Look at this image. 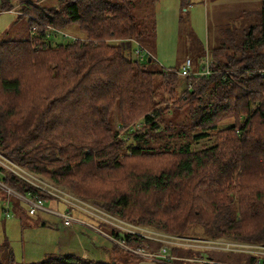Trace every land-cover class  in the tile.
<instances>
[{"label":"trees","instance_id":"trees-1","mask_svg":"<svg viewBox=\"0 0 264 264\" xmlns=\"http://www.w3.org/2000/svg\"><path fill=\"white\" fill-rule=\"evenodd\" d=\"M143 2L158 0H0V12L17 4L28 28L0 40V155L126 225L176 237L199 228L210 240L264 246V12L181 77L151 67L154 27L135 12ZM73 25L82 38L55 41ZM0 183L54 202L2 166ZM95 218L111 240L151 248L152 240ZM154 243L149 250L163 246ZM6 250L0 264H17ZM37 264L113 263L52 254Z\"/></svg>","mask_w":264,"mask_h":264},{"label":"rangeland","instance_id":"rangeland-1","mask_svg":"<svg viewBox=\"0 0 264 264\" xmlns=\"http://www.w3.org/2000/svg\"><path fill=\"white\" fill-rule=\"evenodd\" d=\"M38 4L43 7L55 6L57 0H38ZM140 4L135 9V12L140 16L139 22L150 29L154 27L155 31L154 41L148 36L146 42L147 50L149 49V52L154 56L152 57L151 67L180 69L189 59L191 72L201 70L211 49L220 43H227L226 40L230 36V31H233L232 35L235 39L240 38L239 31L249 24H257L262 16L261 13L264 12V5L260 0H189L186 4H183L181 0H158L153 8L145 2ZM3 14H6L7 19L12 21L13 24L9 33L6 35L4 33L1 37L4 39L25 37L21 36L27 34L24 21L18 19L17 14L14 15L6 11ZM63 32L67 34V38L59 35L55 41H71L73 38H82L83 36L77 26L74 25L67 27ZM134 45L132 43L133 47ZM232 51L233 49L230 50V52ZM132 57H134L133 52ZM181 88L183 90L186 86L183 87L182 83ZM127 138L131 139L130 136H127ZM210 142L211 140L205 139L197 143V146L209 144ZM14 169L15 172L13 173L20 178L19 173L21 174L22 171L18 173V168L15 167ZM36 178L40 181L37 179L32 180L34 184L42 186L54 195L52 199L54 202L43 204V207L47 210L54 209L53 211L56 212H65L69 211L71 205L77 208L78 211L74 209V212H72L75 220L74 227L62 225L61 218L54 213L47 214L43 211H36L34 214L29 213L30 207L22 201L24 198L17 196L16 193H13V196L6 194L0 188V257L3 260H6L7 248L14 255L17 264H37L52 254H75L80 256L83 251L88 254L87 256L82 254V256L91 257L94 261L98 260L105 263L139 264L142 260L149 261L127 251L121 243L122 240H111L107 236L108 227L100 224L95 217L103 218L106 222L121 227L120 223L109 216L105 217L98 210L92 209L91 206L78 202L69 194L54 190L55 188L51 184L42 181L39 177L36 176ZM56 198L59 200L57 205ZM86 215L89 216L87 218L91 223L90 226L94 222L97 224L98 227L94 225V230L86 227L87 223H84L86 222ZM121 228L124 229V226ZM142 234L145 235L146 232H142ZM179 237L195 239L191 244L196 243L199 245L201 243L198 240L205 241L209 239L206 235H203L202 230L199 228H193L188 231L186 236ZM150 240L153 241L151 242V248L145 245L142 246L146 251H151L149 249L157 246V243L154 242H160L155 238ZM171 242L173 240L171 241L170 238L166 237L164 243L167 244H163L162 247L166 246L168 250L174 248L176 245ZM179 248L185 250L180 251L177 256H172L167 250L170 258L162 261V263L217 264L218 262L223 264V261H226L232 264H245L246 259H249L248 254L238 250L221 251L207 249L202 246L191 248L180 246ZM131 249L136 250L137 248Z\"/></svg>","mask_w":264,"mask_h":264},{"label":"built area","instance_id":"built-area-1","mask_svg":"<svg viewBox=\"0 0 264 264\" xmlns=\"http://www.w3.org/2000/svg\"><path fill=\"white\" fill-rule=\"evenodd\" d=\"M17 13L19 15L21 14L20 12H17ZM50 29L51 28H47L46 31H50ZM35 31H36V29L34 27H32L31 30H30V34L34 33ZM64 36H66V35H64ZM74 39L75 38H73L72 40H74ZM135 52H136V56H140V52L138 51V49ZM190 64H191L190 60L188 59L183 64V66L180 68L179 74H180L181 77H187L188 76ZM208 73H209V68H208V65H206V69L204 71H202L201 76L203 74H208ZM188 88L189 87L186 86L185 89L187 90ZM0 166L4 167V168H6V169H8V170H10L12 172H15V169H14L15 167L18 168L12 162H10L7 158H5L4 156H1V155H0ZM18 170H19L18 173L20 171H22L21 174L19 173L20 178L22 177L27 183L31 184L33 187H35V188L37 187V188L41 189L42 191H45L47 194H49L51 196H54L47 189L43 188L42 186H38L37 184H34L32 182V180L37 179L36 176L34 177V176L30 175L29 173H25L23 170H20L19 168H18ZM38 181H40V180H38ZM0 188L3 189L6 194H9V195L13 196V193H15L10 188H8V187L6 188L1 183H0ZM54 190H57V189L55 188ZM16 195L21 197L22 199L24 198V200H22V201H24L27 205H29V207H30L29 211H28L29 213H33L34 214V213H36V211H43V212H45L47 214L54 213V214H57V216H59L61 218L62 225L69 226V227H73L74 226L73 223L75 222V220H74L73 216L71 215V213L69 211L56 212V211H53L54 209H51V211H49L45 207H43L44 201L42 199H40V198L23 196V195L20 196L18 194H16ZM112 219L115 220L117 223H120L121 227L124 226V229L119 227L116 224H113V223H110V222H107V223L115 225L118 228H120V229H122L124 231L130 232L132 234H135V235L138 234V235H140L142 237H145L148 240L153 239V238L158 239L164 245L167 244V243H164L165 240H166V237H167V238H170L171 241L173 240V242H171L172 244H174L176 246H179V247L180 246H185V247L202 246V247H205L207 249L210 248V249H217V250H221V251L222 250H234V251L238 250V251H243L244 253L248 254L249 256H253L254 257L253 264H264V246H261V245H254V244L250 245V244H244V243H239V242L234 243V242H228V241H224V240H222V241L221 240H208V241H206V240L205 241L198 240V242L201 243V245L196 244V243L191 244L192 242H194L195 239L194 240L185 239V238H182V237L169 236V235H166V234L162 235V234H158V233L153 232V231L149 232L148 230L142 229V228H140L138 226L134 227V226H132L130 224L126 225V223H123V222L121 223V222L117 221L115 218H112ZM104 221L106 222V220H104ZM142 232H146V234L144 235V234H142ZM121 243L125 246L127 251H129V252H131V253H133L135 255H139L142 258L147 259V260H149L151 262L155 261V262H158V263H162V261H165V260L170 258V256L168 255L169 250L167 249L166 246L165 247H160L156 251H146L142 247H137L136 250H133V249H131V248H129V247H127L125 245L124 240L121 241ZM202 243H205L207 245L204 246ZM167 250H168V253H167Z\"/></svg>","mask_w":264,"mask_h":264},{"label":"crops","instance_id":"crops-1","mask_svg":"<svg viewBox=\"0 0 264 264\" xmlns=\"http://www.w3.org/2000/svg\"><path fill=\"white\" fill-rule=\"evenodd\" d=\"M32 1H35V0H32ZM18 10H19V7H18V5L16 4V6H14L11 10H9V11H6V12H9V13H12V14H14V15H16V17H18V16H20L17 12H18ZM3 13H5V11H2V12H0V40L2 39V34H4L5 33V35L6 34H8L9 33V31H10V27H11V25L13 24L12 23V21H9L8 19H7V17L5 16L6 14H3ZM15 17V18H16ZM15 21V20H14ZM23 21H24V23L25 24H27L26 23V20L25 19H23ZM3 25V26H2ZM4 27V28H3ZM26 28V27H25ZM4 30V31H3ZM26 30H27V34H28V28H26ZM24 32H25V30H24ZM26 34V35H27ZM66 34V33H65ZM26 35H21V36H26ZM67 35V34H66ZM76 38H79V37H76ZM182 251H184V249L182 248ZM82 254H84L85 256H87V252L86 251H83V253ZM81 254V255H82ZM84 256V257H85ZM249 256V255H248ZM250 257L251 256H249V259H246V263L245 264H248V262L249 261H251V259H250ZM91 258V257H90ZM210 260V259H209ZM139 264H162V263H155V261H140V263ZM223 264H232V263H229V262H226V261H223Z\"/></svg>","mask_w":264,"mask_h":264},{"label":"water","instance_id":"water-1","mask_svg":"<svg viewBox=\"0 0 264 264\" xmlns=\"http://www.w3.org/2000/svg\"><path fill=\"white\" fill-rule=\"evenodd\" d=\"M148 61H150V58H148Z\"/></svg>","mask_w":264,"mask_h":264}]
</instances>
